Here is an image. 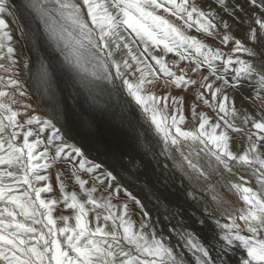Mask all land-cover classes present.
<instances>
[{
	"label": "snow or ice",
	"instance_id": "1",
	"mask_svg": "<svg viewBox=\"0 0 264 264\" xmlns=\"http://www.w3.org/2000/svg\"><path fill=\"white\" fill-rule=\"evenodd\" d=\"M19 11L18 31L35 25L82 86L131 98L219 243L213 257L188 227L170 228L174 241L156 232L141 199L35 113L16 9L0 0V264H227L220 253L236 249L238 264H264V0H24ZM41 78L50 86L43 64Z\"/></svg>",
	"mask_w": 264,
	"mask_h": 264
},
{
	"label": "rangeland",
	"instance_id": "2",
	"mask_svg": "<svg viewBox=\"0 0 264 264\" xmlns=\"http://www.w3.org/2000/svg\"><path fill=\"white\" fill-rule=\"evenodd\" d=\"M16 1L22 5L24 3V0H9L10 8L16 9V23H11L10 26L17 40L18 56L21 60L26 59L29 63V70L21 74V79L29 93L28 102L32 104L35 113L52 119L57 127L61 128L70 143L81 147L89 160L102 164L104 168L117 176L120 183L141 199L150 210L149 220L156 232L166 235L174 241L175 234L169 232L170 228L183 226L195 231L193 223L202 227L196 222L199 215L195 203L185 195L186 184L182 183L179 175L172 170L171 161L169 162L160 154L162 143L142 111L122 91L103 87L90 90L82 86L76 74L68 70L62 56L49 42L58 59V64L52 65L51 60L44 53L46 51H42L45 48L39 44L40 42L37 43L38 39L33 31L28 32V29L25 28L26 36L18 31V25H24V18L16 8ZM7 19L11 22L13 17ZM170 57L172 54H169L165 59ZM42 64L47 66L51 76L50 86H47L41 78ZM56 67L59 69L56 70ZM71 80L77 84L92 111L79 96L77 88ZM251 91L250 82L243 83L236 98L238 108L241 107L242 101L245 102L244 105L250 103L245 97ZM234 135L240 136L239 133ZM165 165H168L167 169ZM66 167L67 165L58 163L48 170L51 173V183L55 189L51 194L53 197L59 196L55 171L58 168L63 170ZM65 176L67 177V174ZM82 176L85 179L88 178L87 174L82 173ZM65 182L68 185L67 191H79L78 186L74 187L70 179L66 178ZM224 193L227 198L233 199L230 193L226 191ZM120 199H125L123 194ZM180 205L192 216L186 215L181 209L182 207H179ZM129 206L134 213L133 219L138 221L140 219V216L136 214L138 209L131 201H129ZM165 209L168 211L166 212ZM171 212H178V214L172 218ZM54 214L58 215L59 213ZM64 214L70 215L71 213L65 211ZM165 215H169V219H165ZM70 223L74 224V221H70ZM202 228V232L205 234L203 241L211 242L212 251L217 255L216 245L219 241L215 233L219 230L214 227ZM204 229L209 230L204 232ZM236 250L228 253L229 255H224V253H220V255L223 256V260L227 261V264L228 262L229 264H238L242 256L240 253L242 249ZM225 257L227 258L225 259Z\"/></svg>",
	"mask_w": 264,
	"mask_h": 264
},
{
	"label": "bare ground",
	"instance_id": "3",
	"mask_svg": "<svg viewBox=\"0 0 264 264\" xmlns=\"http://www.w3.org/2000/svg\"><path fill=\"white\" fill-rule=\"evenodd\" d=\"M16 8L17 9H19L21 6H22V4H20L18 1H16ZM35 32V25H33V33ZM36 37H37V43H39V44H41V46L42 47H44L45 48V50H42V51H46V52H44L45 54H47V57H48V59H50L51 60V62H52V65H55V63H56V65L58 64V59L55 57V55H54V51L52 50L53 48H52V45L49 43V41H47V39L44 37V35L41 33V34H39V35H35ZM35 37V38H36ZM43 48V49H44ZM42 49V48H41ZM45 59H46V57H45ZM49 60V61H50ZM47 61V60H46ZM62 67V66H61ZM55 68V67H54ZM59 68L58 67H56V70H58ZM62 69V68H61ZM60 71H62V70H60ZM72 81V84H74V86L77 88V91H78V93H79V96L83 99V101H85V103H86V105L90 108V110L92 111V109H91V107L89 106V104H88V102H87V100L85 99V97H84V95H83V93L80 91V89L77 87V84L75 83V82H73V80H71ZM160 91L161 92H163L164 91V89L163 88H161L160 89ZM183 93L181 92V90H174L173 91V95H182ZM245 103V102H244ZM248 103V102H247ZM247 105V104H246ZM88 108V109H89ZM94 113V112H93ZM92 113V114H93ZM159 139V138H158ZM154 140H155V138H154ZM157 141V140H156ZM162 146V145H161ZM170 162V161H169ZM171 163V162H170ZM224 195H225V193H224ZM225 198L226 199H228L229 201H233V200H235V197L233 196V199L232 200H230V198H227L226 197V195H225ZM179 205V204H178ZM180 208L182 207V205H180L179 206ZM182 210H183V212L186 214V215H188V216H192L191 215V213L189 212V211H187L184 207H182L181 208ZM223 222H225V221H223ZM193 225H194V230L200 235V237H201V239L202 240H204V238H205V234L202 232V230H203V228L202 227H199L198 225H196V223H193ZM209 229H204V232H207ZM205 243H209V242H207L206 240H205ZM210 247H213V246H211L210 245ZM237 251V250H236ZM240 253H241V255H246L245 253H243V251L241 250L240 251ZM212 255L214 254V256L216 255L215 254V252H213L212 251V253H211ZM225 255V254H224ZM229 255V254H228ZM240 255V256H241ZM213 256V257H214ZM221 257H223V256H221ZM234 257V256H233ZM227 257H225V259H226ZM222 259H224V258H222ZM219 263V262H218ZM228 264H229V262H228Z\"/></svg>",
	"mask_w": 264,
	"mask_h": 264
},
{
	"label": "water",
	"instance_id": "4",
	"mask_svg": "<svg viewBox=\"0 0 264 264\" xmlns=\"http://www.w3.org/2000/svg\"><path fill=\"white\" fill-rule=\"evenodd\" d=\"M13 2V1H12ZM14 3V2H13Z\"/></svg>",
	"mask_w": 264,
	"mask_h": 264
}]
</instances>
